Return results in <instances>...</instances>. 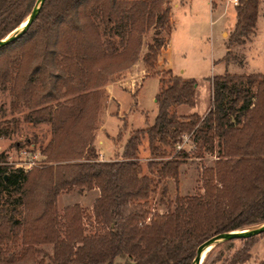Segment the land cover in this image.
<instances>
[{"label": "trees", "instance_id": "trees-1", "mask_svg": "<svg viewBox=\"0 0 264 264\" xmlns=\"http://www.w3.org/2000/svg\"><path fill=\"white\" fill-rule=\"evenodd\" d=\"M35 1L0 0V37L19 26ZM260 1H236L225 62L235 55L231 46L244 45L254 36ZM170 2L45 0L29 29L14 42L0 45V90L8 89L14 96L12 111L20 108L23 58L18 52L9 55L11 49L27 41L32 44L31 57L39 62L27 70L28 83H37L46 101L58 100L69 79L63 58L79 61L92 50L116 55L136 32L152 30L142 63L148 73L153 70L169 41L163 36L172 28ZM85 26L92 30L89 49L80 48L77 40ZM140 44L131 54L135 59ZM167 71L155 97L154 121L131 130L116 159L100 160L97 155L92 133L96 105L90 95L54 110L35 109L21 119L0 121V137L17 131L21 121L51 123V138L41 154L48 162L57 161L10 171L5 152H0V264H190L203 240L264 221V74H217L208 79L207 110L180 116L176 106L195 105L196 81ZM184 134L191 138L192 150L181 146ZM144 141L147 172L138 154ZM215 153L212 165L201 167V192L181 195L179 166L189 157ZM73 158L79 161H69ZM169 179L176 194L165 198L167 187L162 188L160 201L166 211L159 212L152 209L149 197ZM72 188L98 190L90 213L78 203L59 212L58 195ZM256 236L243 239L244 246L230 264L248 261L249 244ZM39 245H51L48 261L38 259Z\"/></svg>", "mask_w": 264, "mask_h": 264}, {"label": "rangeland", "instance_id": "rangeland-1", "mask_svg": "<svg viewBox=\"0 0 264 264\" xmlns=\"http://www.w3.org/2000/svg\"><path fill=\"white\" fill-rule=\"evenodd\" d=\"M209 0H192V3L201 5L200 11L196 10L192 16L183 17L177 15L179 25L178 31L184 29L182 26L189 25V32L186 37L173 40L172 58L169 48L161 51V56L157 61L156 67L149 73L145 71L142 57L146 51V45L152 41V30L146 33H133L130 40L123 48H119L116 55L98 54L94 50L88 52L83 59L63 58L61 64L69 79L64 87L61 88L62 95L58 100L46 101L41 97L40 90L36 84L28 83L27 70L31 64L39 62L31 57L32 44L24 42L10 50L9 55L17 52L22 55L21 74L18 80L21 87L18 111H12L11 102L14 96L8 89L0 90V121L15 117L21 119L24 114L48 108L54 110L56 106L68 105L70 100L78 96H92L90 101L96 105L94 115V147L100 160H112L120 157V151L128 136L134 128H143L154 121L157 112L155 97L161 89L160 78L168 77V68L174 75L192 76L196 81V102L197 111L205 108L207 100L211 98V86L209 78L223 73H242L250 72L251 69L264 74V18L262 9L264 0L260 1L257 23L254 36L244 45H235L237 48L232 50L235 55L229 62L223 60L226 55V42L231 34L235 19L234 5L231 0H210L213 3L211 10L208 8ZM185 2V0H183ZM201 7H206L205 13ZM190 14L187 13V16ZM193 26L190 27L191 20ZM182 24V26H181ZM226 30L222 35V31ZM92 30L85 26L82 33L77 37L80 48L91 43ZM70 35V34H69ZM170 34L164 33V40ZM96 39V36H95ZM101 39V40H100ZM115 41L116 38H113ZM100 41L103 40L101 36ZM141 42L138 56L135 59L132 54L135 46ZM87 46V45H86ZM89 49V46H87ZM86 47V48H87ZM84 49V47H83ZM84 54V51L81 50ZM5 54L1 55V58ZM134 58V59H133ZM167 60V65L165 63ZM246 62L242 70L240 66ZM168 67V68H167ZM74 103H76L74 101ZM47 111H45L46 113ZM19 129L7 137H0V152H5L7 165L10 171L17 168L25 170L32 167L51 164L57 161H47L41 154V150L47 145L51 138L52 125L49 122L30 123L21 121ZM75 127V123H72ZM83 127V124H82ZM181 146L186 150L193 149L191 138L184 134ZM139 158L144 172L148 151L146 141L139 146ZM215 154H205L201 158L189 157L179 166V193L181 195L197 194L201 192L200 174L202 165H212L216 158ZM69 161H79L78 158ZM158 190L150 195L149 201L152 209L165 212L166 207L160 201L161 190L167 187L165 198H174L175 186L171 179L165 180L158 185ZM98 190H81L72 188L70 192H62L57 197L58 210L62 213L64 207L78 203L91 212L93 200L98 196ZM257 225V224H256ZM90 225L87 223V229ZM249 259L242 264H258L264 259V233L257 235L249 244ZM244 246L243 239H236L230 246L220 245L210 250L204 263L201 264H230L231 258L237 253L238 249ZM40 251L37 253L38 259L44 258L48 261L51 254V245H39ZM12 253V252H10ZM220 258V260H218Z\"/></svg>", "mask_w": 264, "mask_h": 264}, {"label": "crops", "instance_id": "crops-1", "mask_svg": "<svg viewBox=\"0 0 264 264\" xmlns=\"http://www.w3.org/2000/svg\"><path fill=\"white\" fill-rule=\"evenodd\" d=\"M231 1H232L233 5L235 6L236 3H234V0H231ZM207 3H208V8L211 10V8L213 6V3L210 0ZM170 4H171L170 21H171L172 28H171V32H170V37L168 36L169 37V41H168V45H167L165 51H167L170 48L171 49L170 57L172 58V55H173L172 54V48H173L174 37L176 36L178 38V36H180V37L184 36V37H186V40H188L187 39V33L190 30V29H188L189 25H187V28H186V25L182 26V24H181V26H182V28L184 27V29L181 30V31L177 30V27H178L179 22H180L178 20V16L177 15H183V17H189L190 18L192 16L191 14L194 12V6L196 8L195 12H197L196 10L200 11V6L201 5H198V4H195V3L193 4L192 0H185V2H183V0H171ZM206 10H207L206 7H204V8L201 7V11L203 13H205ZM234 11H235V8H234ZM187 13L190 14V15L187 16ZM190 20H191L190 27H192L193 26V22H192L193 20L192 19H190ZM225 32H227V31L223 30L222 31V35ZM236 48L237 47L233 45V46H231L230 51L232 52V50H235ZM165 63L167 65V60L166 59H165ZM246 64H247L246 62H243L240 65V66H242L241 67L242 70L247 69V68H245L246 66H248ZM169 70H171V69H169ZM171 72H172V70H171ZM258 72L259 71H255V69L253 68V69H251V71L249 73H258ZM249 73L248 72H242V73H239V74H249ZM183 78H193V77L192 76H185V77L183 76ZM195 95H196V89H195ZM195 95H194V103H195V105L193 107H190L189 105L184 104V103L182 105L176 106L175 110H176L177 115L184 116V115L191 114L193 112H195V113L200 115V114L204 113L207 110V108L210 105L209 99L207 100V104L205 105V108H203V110L200 111V113H199L197 111L198 103L196 102Z\"/></svg>", "mask_w": 264, "mask_h": 264}, {"label": "water", "instance_id": "water-1", "mask_svg": "<svg viewBox=\"0 0 264 264\" xmlns=\"http://www.w3.org/2000/svg\"><path fill=\"white\" fill-rule=\"evenodd\" d=\"M45 0H36L34 5L32 6V10L29 15L25 18L23 26L16 30V32H10L8 35L4 37H0V45H5L14 42L24 34L29 27L32 25L34 18L37 16L39 11L41 10V6ZM264 232V221L257 225H253V227L243 228V230H233L227 232H220V234L213 235L205 240L201 244H199L196 249L194 256L190 262V264H198L199 262V254L200 250L203 249L205 246L212 245L213 247L220 242L227 241V240H236V239H247L249 237H253L254 235H258ZM212 247V248H213Z\"/></svg>", "mask_w": 264, "mask_h": 264}, {"label": "bare ground", "instance_id": "bare-ground-1", "mask_svg": "<svg viewBox=\"0 0 264 264\" xmlns=\"http://www.w3.org/2000/svg\"><path fill=\"white\" fill-rule=\"evenodd\" d=\"M24 22H25V19L19 24L18 27H16L15 30L12 31V33L16 32V30L20 29L23 26L22 24H24ZM238 230H243V228L238 229ZM212 247H213L212 245H208V246H205L203 249L200 250L201 252L199 254L198 264H201L204 261L205 256L207 255L208 252H210Z\"/></svg>", "mask_w": 264, "mask_h": 264}, {"label": "built area", "instance_id": "built-area-1", "mask_svg": "<svg viewBox=\"0 0 264 264\" xmlns=\"http://www.w3.org/2000/svg\"><path fill=\"white\" fill-rule=\"evenodd\" d=\"M236 1H237V0H234V3H236ZM167 45H168V43L166 44L165 49H166ZM165 49H163V51H165Z\"/></svg>", "mask_w": 264, "mask_h": 264}]
</instances>
